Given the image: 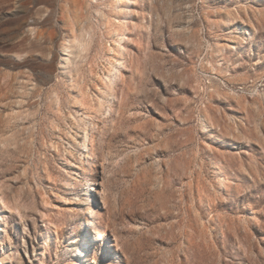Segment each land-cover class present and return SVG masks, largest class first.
<instances>
[{
  "label": "rangeland",
  "instance_id": "374dc122",
  "mask_svg": "<svg viewBox=\"0 0 264 264\" xmlns=\"http://www.w3.org/2000/svg\"><path fill=\"white\" fill-rule=\"evenodd\" d=\"M0 264H264V0H0Z\"/></svg>",
  "mask_w": 264,
  "mask_h": 264
},
{
  "label": "bare ground",
  "instance_id": "6f19581e",
  "mask_svg": "<svg viewBox=\"0 0 264 264\" xmlns=\"http://www.w3.org/2000/svg\"><path fill=\"white\" fill-rule=\"evenodd\" d=\"M92 202H94L95 204H99L96 197H94L92 199ZM92 218H93V211H92V209H88L86 212V221L84 224V232H83V237H82L83 247L81 249H79L77 252V256L80 258L81 261H83V258H84L83 253H84L85 248L93 240L91 230H90L92 227ZM99 235L102 238L103 234L100 233Z\"/></svg>",
  "mask_w": 264,
  "mask_h": 264
}]
</instances>
